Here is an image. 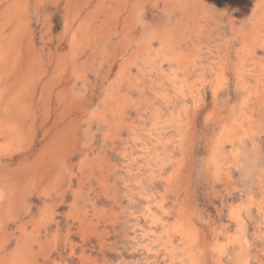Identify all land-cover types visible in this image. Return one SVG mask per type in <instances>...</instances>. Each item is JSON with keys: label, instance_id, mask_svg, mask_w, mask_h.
Wrapping results in <instances>:
<instances>
[{"label": "rangeland", "instance_id": "rangeland-1", "mask_svg": "<svg viewBox=\"0 0 264 264\" xmlns=\"http://www.w3.org/2000/svg\"><path fill=\"white\" fill-rule=\"evenodd\" d=\"M0 264H264V0H0Z\"/></svg>", "mask_w": 264, "mask_h": 264}]
</instances>
